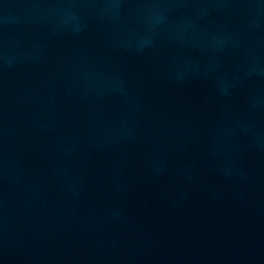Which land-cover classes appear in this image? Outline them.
<instances>
[{
    "label": "water",
    "instance_id": "1",
    "mask_svg": "<svg viewBox=\"0 0 264 264\" xmlns=\"http://www.w3.org/2000/svg\"><path fill=\"white\" fill-rule=\"evenodd\" d=\"M0 264H264V0H0Z\"/></svg>",
    "mask_w": 264,
    "mask_h": 264
}]
</instances>
